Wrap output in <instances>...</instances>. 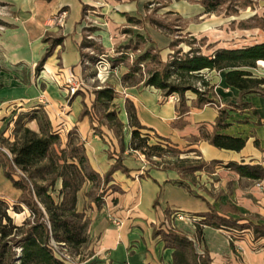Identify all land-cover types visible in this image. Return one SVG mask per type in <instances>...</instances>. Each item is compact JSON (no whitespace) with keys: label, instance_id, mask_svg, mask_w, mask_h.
Masks as SVG:
<instances>
[{"label":"crops","instance_id":"1","mask_svg":"<svg viewBox=\"0 0 264 264\" xmlns=\"http://www.w3.org/2000/svg\"><path fill=\"white\" fill-rule=\"evenodd\" d=\"M155 1L0 0L5 8L2 9L0 36L2 72L10 71L16 76L1 83L0 136L5 143L12 142L18 120L38 132L36 120L28 116L41 109L52 130L60 136L62 147L66 145L69 133L72 137L76 135L75 140L82 143L91 168L99 175L109 169L118 155L122 156V164L129 172L117 170L111 175L99 206L91 201L87 207L86 183L77 192L76 210L89 218L88 252L83 254L82 247H79L75 253L82 264H173L174 249L161 233L154 234L156 230L183 233L193 242L198 254L205 253L209 264H264V237L254 238L250 228L238 231L201 225L198 239L195 227L210 207L220 215H223V209L234 208L235 211H227L225 216L239 219V223H264V179L240 177L226 167L229 162L264 165V86L262 93L241 96L237 88L226 84L223 72L205 70L204 76L212 86L207 97L212 101L196 107V94L186 91L185 111L179 113L176 95L164 96L160 90L142 85L140 80L134 84L123 83L122 77L127 72L125 65L116 66L119 68L117 76L102 85L94 74L86 75V66L94 63L81 53H92L89 48L80 49L86 35L103 48L102 58L109 57L110 61L116 56L114 49L128 44L130 39L135 40L136 35L150 40L144 50L155 47L165 59L170 52L168 45L172 37L152 26L145 19L147 14L165 22L168 15L180 17L184 24L180 32L196 38L206 37L211 51L264 42L261 37L237 46L224 35L221 39L216 36V28L223 30L225 35L227 32H263L264 28L238 27L242 20L254 15L260 17L254 10L246 16L241 15L242 11L226 15L205 13L197 0ZM154 5L159 8L154 10ZM60 9H65L67 15L63 24L58 26L53 24L52 18ZM127 16L140 20L141 24L128 23ZM89 28L94 29L90 31ZM46 34L64 38L36 72L35 68L49 46L43 41ZM163 53H166L165 57ZM19 65L28 68L26 77L34 74L32 81L24 82L22 75L18 79L12 69ZM68 70L81 82L77 94L69 96L65 85ZM254 70L250 69L255 75ZM105 85L114 90L106 111L98 105L93 106V90ZM242 103L246 105L240 106ZM128 104L133 106L137 122L143 127L140 132L148 135V144L169 145L179 152L172 160L164 162L161 159L166 157H156L164 166L156 162L148 165L140 151L130 148L131 131L135 127L129 123ZM83 105L88 115L80 116ZM222 109L227 113L225 122L228 126L218 133L246 138L239 151L219 149L199 138L201 130L213 131ZM108 111L115 112L120 128L105 118L99 121L101 113ZM98 125L103 132L101 136L94 130ZM178 159L202 160L209 167L192 175L182 174L168 167V163ZM20 194L21 191L12 186L0 167V197L12 205ZM175 211L195 221L172 218ZM8 213L17 225L28 215L25 209L20 213L8 210ZM112 220H119L120 224L116 226Z\"/></svg>","mask_w":264,"mask_h":264},{"label":"trees","instance_id":"2","mask_svg":"<svg viewBox=\"0 0 264 264\" xmlns=\"http://www.w3.org/2000/svg\"><path fill=\"white\" fill-rule=\"evenodd\" d=\"M197 1L203 6L205 13H217L220 6L226 2V0ZM230 1L233 0H228ZM242 5L248 7L250 1L243 0ZM157 8L159 6L154 10ZM225 14H237V11L231 13L226 10ZM145 19L152 26L166 32L168 36H176L172 37L168 45L170 52L165 59L155 47L144 50L147 40H150L141 35H136L135 40L130 39L126 45L116 47L114 49L116 56L110 62L112 68L121 64L127 67V72L122 77L123 83L134 84L140 80L142 85L152 86L160 90L164 96L176 95L179 113L185 111L186 91L196 94L194 102L196 107L212 101L207 97L212 86L204 76L205 70L223 72L226 84L237 88L241 96L262 93L264 77L254 75L250 69L256 68L258 61H264V42L239 48H218L205 54L201 48L203 46L208 50L211 48L206 37L196 38L188 33H181L183 26L178 24L180 17H175L177 23L156 19L151 14H147ZM127 21L134 25L141 24L140 20L130 16H127ZM250 21L255 23L250 24ZM238 27L264 28V17L254 15L240 21ZM93 29L89 28L91 31ZM124 32L128 30L124 29ZM63 38L62 35L50 37L46 34L43 41L48 42L49 46L37 64L36 72L41 69L53 48L61 45ZM196 41L199 45L193 46ZM181 43L185 44L186 50L180 46ZM83 48H89L92 53L81 52L82 56L93 62L97 60L96 55L98 58L104 54L103 48L87 35L80 43V49ZM93 92L95 94L93 106L98 105L106 111L114 97L113 88L105 85ZM126 111L130 125L135 127L131 131L129 143L132 150L140 151L146 159L150 156L163 157L160 151H170L172 156L179 154L169 145L148 144V135L140 132L143 127L137 122L133 106L126 105ZM36 112L30 114L28 118L36 120L38 132L30 130L18 120L13 130L14 140L2 145L8 153L0 150V167L3 168L5 177L10 180L13 187L21 191L18 200L12 205L0 197V264H64L55 256L53 243H63L72 251L85 244L88 239L89 218L84 212L76 210L77 192L85 183H90L89 193L99 191L103 194L115 171L120 170L126 174L129 172L122 164V156L118 155L109 169L102 176L99 175L91 168L82 143H78L69 133L66 145L62 147L60 136L52 130L45 114L41 109ZM226 114L224 109L220 110L213 131L203 129L199 138L219 149L239 151L244 147L246 138L218 133L228 126L225 122ZM84 115H88L85 105L80 116ZM101 118L112 122L118 128L121 127L114 111L101 113L99 121ZM94 130L100 136L103 134L99 125L94 127ZM146 149L153 151L152 154L145 152ZM108 157L111 158V154H108ZM168 167L176 169L179 173L192 175L195 171L207 170L209 164L202 160L178 159L168 163ZM226 167L240 177L264 179L262 164L229 162ZM101 196L96 194L93 199L97 206L101 204ZM24 209L28 215L21 224H15L8 210L20 213ZM227 211L235 209H223V215H220L210 207L208 213L201 215L203 219L195 223L197 238H200L201 225L238 231L250 228L254 238L264 237V223L253 224L250 221L239 223V219L225 216ZM160 233L174 249L173 264H209L205 253L198 254L193 242L183 233L176 230H169L167 233L154 231V234Z\"/></svg>","mask_w":264,"mask_h":264},{"label":"rangeland","instance_id":"3","mask_svg":"<svg viewBox=\"0 0 264 264\" xmlns=\"http://www.w3.org/2000/svg\"><path fill=\"white\" fill-rule=\"evenodd\" d=\"M159 1H162V0H159ZM245 1H250V5L248 7H243V5H242L243 0H233V1H230V2H228V0H226V2L220 6V8H219L217 13H220V12L221 13H225L226 10L228 12H231V13H233L234 11H237V13L239 11H242L241 15L242 16H246V15L250 14L254 10L258 14H260V17H264V0H245ZM154 2H156V1L154 0ZM155 6L156 5H154L153 7L151 6V7L154 8ZM2 9H5V8L0 4V36L2 35V23H1L2 22ZM165 20L168 23H177L175 17L172 16V15H168ZM215 20H219V19H215ZM254 23H255L254 21H250V24H254ZM178 24L184 25L183 22H181V21H179ZM215 32L217 34L216 35L217 38L221 39V37L223 38V35H224L225 36L224 38H228V41H230L232 44L237 45V46L241 45L242 42L257 41V40L261 39V37L264 38V31L263 32L253 31V33H248V32H245V33H229V32H227L226 35H225V34H223V30L222 31H218V28H216ZM175 36L176 35H173L172 37L175 38ZM88 37H89V35H88ZM90 39H93V38H90ZM197 45H199V42L196 41V43L193 46H197ZM180 46L184 50L187 49L184 43H181ZM201 51L203 53H205V54H208V53H210L211 50H208V49H206L205 46H203L201 48ZM0 53L2 54V51H0ZM165 54L166 53H163L164 57H165ZM0 58H2V55H0ZM96 59L97 60L94 63H92L93 64L92 66H88V65H87L88 67L86 66V68L88 69L86 71V75L87 76L90 75V74L92 76V74H94L95 77L97 78V82H99V85L104 84L109 78L117 76V74L119 72V68H116V67L112 68L111 67V62H110V58L109 57H103L102 58V56H99L97 58V55H96ZM0 64H1V66H0L1 67V70H0V83H2V81H4L5 79H8L10 76L16 77L15 74H13L10 71L5 72V73L2 72V59H0ZM12 70H14L15 73L18 74V79H21L19 77H21V75H22L24 82H27L28 80L32 81V79H33V76H34L33 73L29 75V78L26 77L27 74H28V68L27 67L19 65V66H16L15 68H13ZM69 72H71L73 74V76L75 77V74L71 70H68V72L66 74V77H65V81H66V78H67ZM254 72H255L256 76H263L264 75V63H261V64L256 63V68H255ZM15 79H17V78H15ZM78 82H79V88H80L81 87V82L80 81H78ZM84 84H86V82H84ZM65 85H66V83H65ZM61 87H64V85L61 84ZM69 95L70 94L67 91V96H69ZM13 108L16 109L17 107L14 106ZM73 137L76 138V135H73ZM0 143L2 145L6 144L4 142V140L2 139V136H0ZM145 152H148L149 154H152L153 151H150V150L146 149ZM154 152H157V151H154ZM160 152L163 153L164 157H166L165 159H161V162L172 160L173 156L171 155L172 153L170 151H160ZM144 160L148 161V165L152 164V162H156L157 165L164 166L162 163H160V160L158 158L153 157V156H150L147 159L144 156ZM89 185L91 186L90 183H86L85 187H84V190H85L84 194L86 195L87 200H88L87 201V207L90 206V202L93 201V199L96 197V194H99L100 196L102 195L101 198H100V201L102 202V197H104V194H105V192L107 191V188H108L107 186L105 187V191H104L103 194L101 192H99V191H93V193H89V190H90ZM87 241H88V239H87ZM86 243L83 244L82 246H80V247H82V253L83 254L88 252L86 250ZM200 250H202L201 247H200ZM78 251H79V248L76 249V250H72V252H74V253H77Z\"/></svg>","mask_w":264,"mask_h":264},{"label":"built area","instance_id":"4","mask_svg":"<svg viewBox=\"0 0 264 264\" xmlns=\"http://www.w3.org/2000/svg\"><path fill=\"white\" fill-rule=\"evenodd\" d=\"M67 15V11L65 9H60L52 18L53 24L61 26L64 22V19ZM66 88L70 95H74L76 91H78L79 88V82L76 79V77L73 76L71 72H69L67 78H66ZM176 101H178V98H175ZM0 150L8 153L6 148L0 145ZM172 218H177L182 221L192 222L195 221L194 218L188 217L185 214L181 212H173L171 215ZM114 225L118 226L120 224L119 220H112ZM53 250L55 256L60 259L64 264H82L78 257L75 255L74 252L70 250L66 245L63 243L55 244L53 243Z\"/></svg>","mask_w":264,"mask_h":264}]
</instances>
